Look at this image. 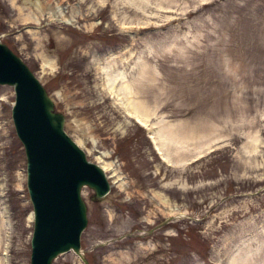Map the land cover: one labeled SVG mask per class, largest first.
<instances>
[{
  "label": "rangeland",
  "instance_id": "1",
  "mask_svg": "<svg viewBox=\"0 0 264 264\" xmlns=\"http://www.w3.org/2000/svg\"><path fill=\"white\" fill-rule=\"evenodd\" d=\"M0 42L112 163L81 191L90 264H264V0H0ZM14 99L0 84V264H30Z\"/></svg>",
  "mask_w": 264,
  "mask_h": 264
},
{
  "label": "water",
  "instance_id": "2",
  "mask_svg": "<svg viewBox=\"0 0 264 264\" xmlns=\"http://www.w3.org/2000/svg\"><path fill=\"white\" fill-rule=\"evenodd\" d=\"M0 84L13 86L11 118L26 156V188L33 208L30 264H52L73 251L83 261L80 236L87 224L83 186L100 199L110 190L104 170L64 130V115L44 86L6 44L0 42Z\"/></svg>",
  "mask_w": 264,
  "mask_h": 264
},
{
  "label": "bare ground",
  "instance_id": "3",
  "mask_svg": "<svg viewBox=\"0 0 264 264\" xmlns=\"http://www.w3.org/2000/svg\"><path fill=\"white\" fill-rule=\"evenodd\" d=\"M47 64L49 65L50 63H48V61H44L43 63H42V66L43 67H45V66H47ZM126 109L131 113V114H136V112H140V113H142V114H144L143 112H141V111H139L136 107H132V105H130V104H126ZM130 108V109H129ZM144 117H145V115H144ZM158 131H154V136H157L158 135ZM162 136V135H161ZM158 138H160L159 136H158ZM157 137H155V140L156 139H158ZM164 142V141H163ZM157 148L158 149H160V151H163V148L161 147V144H158L157 145ZM98 160H99V162H101V163H98L99 165H100V167L104 170V172L106 173L107 172V168H109V166H111V162H106V161H102V159L101 158H98ZM114 169V168H113ZM109 177V176H108ZM31 219H32V213L30 214V216H29Z\"/></svg>",
  "mask_w": 264,
  "mask_h": 264
}]
</instances>
